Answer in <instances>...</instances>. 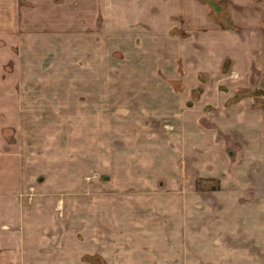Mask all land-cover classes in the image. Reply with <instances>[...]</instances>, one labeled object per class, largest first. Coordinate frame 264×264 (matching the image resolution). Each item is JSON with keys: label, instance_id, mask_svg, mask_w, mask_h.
I'll list each match as a JSON object with an SVG mask.
<instances>
[{"label": "crops", "instance_id": "0c3cea01", "mask_svg": "<svg viewBox=\"0 0 264 264\" xmlns=\"http://www.w3.org/2000/svg\"><path fill=\"white\" fill-rule=\"evenodd\" d=\"M27 1L31 3L23 7L26 10L29 6L34 10L57 8L69 2ZM113 1L109 0L106 11H112ZM84 2L79 11H95V0H78V4ZM246 13V34L243 38L233 34L235 76L225 80L217 75L221 84L231 83L224 90L211 85L193 95L192 86L197 84L190 85L183 77L181 88H164L166 97L154 88L139 90L137 84L128 89L123 85L107 89L103 102H97L96 96L85 95L80 89L74 94L78 96L75 102L57 103L48 109L43 99L33 103V88L27 83L19 86L16 103H12L9 88L0 87V264H34L37 259L41 264L39 258L45 256L41 242H47L42 235L60 226L51 211L60 203L54 207L57 197L47 193L73 191L81 175L91 171L103 173L107 186L120 194L106 206L104 202L108 208L105 214L110 215L95 216L94 222L103 230L99 238L105 239V245L109 241V246H123L118 253L120 262L264 264V90L258 92L262 95L258 101L253 94L246 96L235 89L248 88L253 72L255 77L264 78V24L258 18L259 11L251 17L249 11ZM239 22L238 30L245 29L246 25ZM118 63H123V57ZM191 79L197 80L194 76ZM97 106L104 112L102 119L95 117L101 112ZM47 110L85 113L77 115L78 119L64 117V124L62 119L53 121L63 132L56 135L57 144L64 137L60 147L48 143L49 120L44 123L41 117L33 129L32 116L29 120L22 116ZM13 111L20 112L15 114L18 119L11 116ZM75 120L96 123V129L90 124L68 125ZM164 123L168 126L163 127ZM76 132L77 136L92 138L91 151L86 145L85 151L77 149L74 142L80 138H73ZM45 136L47 141L39 143ZM99 141H103L102 150L94 145ZM127 141L137 145L135 155H128ZM117 145L119 150H115ZM103 149V162L95 161L94 152L97 150L101 157ZM182 167L187 170L186 184L179 180ZM30 187L35 190L31 202L19 197ZM157 190L168 198H141ZM179 192L184 193L182 197ZM113 208L119 209L115 212ZM77 223L79 227L81 222ZM80 249L78 245L77 256L90 253Z\"/></svg>", "mask_w": 264, "mask_h": 264}, {"label": "rangeland", "instance_id": "374dc122", "mask_svg": "<svg viewBox=\"0 0 264 264\" xmlns=\"http://www.w3.org/2000/svg\"><path fill=\"white\" fill-rule=\"evenodd\" d=\"M47 2L61 4L60 0ZM30 3L27 0H0V87L9 88L12 103H16L19 86L27 83L33 88V103L43 99L41 102H46L48 109H53L57 103L75 102L78 96L74 94L82 89L86 92L85 95L89 93L92 98L96 96L97 102H103L107 89H119L123 85L130 89L138 84L139 90L152 91L154 88L159 94H165L164 88H181L183 77L190 85L197 84L196 87L192 86L195 88L193 95L198 94L203 87L211 85L224 90L227 86L231 87V83L228 82L227 86L221 84L217 75L220 74L225 80H232L235 76L232 69L235 41L233 34L242 38L246 34V11L250 12V17L254 11H259L258 18L264 24V0H114L112 11H106L105 8L109 0H95V11H79L85 2L81 5L78 0H69L68 4L57 8H23ZM243 20L245 21L242 22ZM238 22L245 24L246 28L239 31ZM261 32L264 33V25L261 26ZM119 57H123V63H118ZM136 58H139L138 69ZM191 76L197 80L192 81ZM263 79V76L255 77L253 72L248 81V88L235 89L246 96L251 93L253 96H250L260 101L261 98L256 92L264 90ZM148 93L152 96L151 92ZM161 97L163 96L160 95ZM97 108L101 112L98 111L95 117L102 119L104 112L101 106ZM15 114L21 115L19 111H13L11 116L16 119L18 115ZM79 114L85 115L84 112L47 110L22 113V116L25 115L28 120L32 116L35 122L33 129L41 117L44 123L49 120L48 123H51L52 127L51 124L46 127L49 131L48 143L60 147L64 137H61L57 144L56 135L63 132L53 121L62 119L60 122L64 124V117L69 119L74 116L78 119ZM88 124L96 129V123L76 120L68 123L73 127H87ZM166 124L164 123L163 127H167ZM46 128L43 129L46 131ZM95 132L97 133L96 130ZM75 134L73 138H80L74 142L77 149L85 151L86 145L88 151H91L92 138L77 136L78 132ZM17 136L19 137V134ZM47 136L39 143L46 142ZM100 143L103 141L94 145L102 150ZM127 144L128 155H135V142L130 144L127 141ZM115 150H119L118 145ZM104 152L105 149L100 157L101 154L96 150L95 161L103 162ZM139 153L142 158V142L139 143ZM96 169L99 168L96 166ZM104 176L101 172L91 171L88 175L83 173L78 181L79 186L73 191L47 193L51 197H57L54 207L57 201L60 203L58 208L51 211L56 223L62 228L57 225L55 232L46 231L42 235L47 238V242L45 239L41 242L40 250L42 254L45 252V256L39 258L41 264L125 263L120 262L118 254L123 246H109V241L105 245V239L99 238L103 230L97 229L94 223L97 222V216L110 215L105 214L108 209L105 207L106 202L110 203L120 197L117 190L107 186L109 184L105 183ZM179 180L180 184L189 182L185 167L180 171ZM156 192L146 193L141 198H168L158 190ZM183 194L179 192L178 196L182 197ZM20 195V198L25 196L24 198L31 202L35 198V190L30 187ZM118 209L116 208L115 212ZM76 221L81 222L80 229ZM85 231L88 232L85 234ZM89 242H92L90 247ZM78 245L81 247L80 251L90 253L77 256ZM123 258L125 257L122 256L121 259ZM38 261L34 260V264Z\"/></svg>", "mask_w": 264, "mask_h": 264}, {"label": "flooded vegetation", "instance_id": "af4514ba", "mask_svg": "<svg viewBox=\"0 0 264 264\" xmlns=\"http://www.w3.org/2000/svg\"><path fill=\"white\" fill-rule=\"evenodd\" d=\"M260 91H261V90H260ZM254 92H256V91H253V93H254ZM258 92H259V90L256 92V93H257V95H258ZM261 96H262V95H260V97H261Z\"/></svg>", "mask_w": 264, "mask_h": 264}]
</instances>
